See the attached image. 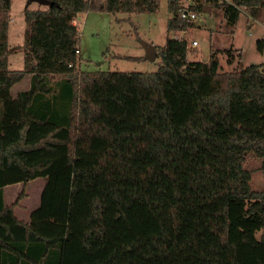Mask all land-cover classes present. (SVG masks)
Segmentation results:
<instances>
[{
	"label": "trees",
	"instance_id": "1",
	"mask_svg": "<svg viewBox=\"0 0 264 264\" xmlns=\"http://www.w3.org/2000/svg\"><path fill=\"white\" fill-rule=\"evenodd\" d=\"M50 1L24 10V43L10 49L0 0V264H264V190L244 166L252 154L264 172V61L223 72L214 52L188 59L194 26L178 18L183 0H167V32L182 36L155 47L156 71H78L75 18L155 13L160 0ZM262 6L215 2L230 28ZM19 48L23 69L10 70ZM37 177L24 223V192L5 206L3 188Z\"/></svg>",
	"mask_w": 264,
	"mask_h": 264
},
{
	"label": "rangeland",
	"instance_id": "2",
	"mask_svg": "<svg viewBox=\"0 0 264 264\" xmlns=\"http://www.w3.org/2000/svg\"><path fill=\"white\" fill-rule=\"evenodd\" d=\"M229 1V0H226ZM216 0H202L201 20L193 24L189 31V42L196 40V49L188 48V59L207 60L211 52L216 53L219 69L233 71L236 66L245 67L264 61V52L257 49V41L264 40V6L257 18L249 15L245 8H240L237 24L230 28L223 20L222 10L215 7ZM17 20L22 21L20 13L14 12ZM79 18H81L79 20ZM170 14L167 0H160L155 13H107L90 11L82 13L73 20L79 28L78 71H120L154 72L160 59L151 61L146 58L144 45L163 46L167 37L177 36L176 32H167ZM232 30L234 32H232ZM191 32V33H190ZM179 36L181 35L178 34ZM234 49L235 56L241 58L228 63L225 50ZM241 49V50H237ZM218 52H215L217 51ZM221 50V51H220ZM220 51V52H219ZM20 54V53H18ZM21 55V54H20ZM17 60V55L14 56ZM12 69H21V57ZM138 58L140 60H138ZM12 57H10V60ZM12 61V60H11ZM19 63V65H17ZM26 77L14 85L16 89L26 83ZM260 159L250 154L244 166L252 171L250 187L252 190H264V172L259 170ZM20 191V189L18 190Z\"/></svg>",
	"mask_w": 264,
	"mask_h": 264
},
{
	"label": "crops",
	"instance_id": "3",
	"mask_svg": "<svg viewBox=\"0 0 264 264\" xmlns=\"http://www.w3.org/2000/svg\"><path fill=\"white\" fill-rule=\"evenodd\" d=\"M25 9L45 10L47 9V6L40 5L36 2L27 3V0H10L9 25H8V45L10 49L13 47H22L24 43V32L26 28V24L24 21V10ZM14 12L20 13V16L22 17V21L17 20V18L13 15ZM80 19L81 18H79V20ZM232 32L234 31L232 30ZM234 48L236 47H231L233 51L236 50ZM237 50H241V49H237ZM18 53H20L21 55ZM15 55H17V60L14 57ZM18 56H20L22 59V61L20 62V65H22V68L18 70L23 69L24 53L22 49L19 48L12 52L10 51V54L8 55V68L10 70H16V69H12L14 67L12 65H15L14 63L18 61L19 59ZM10 57H12L11 59L12 61L10 60ZM17 65H19V63H17ZM25 77L27 80L26 83L22 87L16 89L14 93H11L13 98L19 92L25 91L29 88L30 76L26 75ZM13 88L14 86L11 88V91H13ZM45 183H46V177H37L26 183L18 182L15 184L6 185L3 188L4 205L5 206L11 205L17 199L18 195L21 192H24V197L21 200H19L18 205L14 207V215L18 218V220L24 223H29L31 211L34 210L37 206H39L40 195H41V192H42V189ZM19 189L20 191H18Z\"/></svg>",
	"mask_w": 264,
	"mask_h": 264
},
{
	"label": "built area",
	"instance_id": "4",
	"mask_svg": "<svg viewBox=\"0 0 264 264\" xmlns=\"http://www.w3.org/2000/svg\"><path fill=\"white\" fill-rule=\"evenodd\" d=\"M200 3L197 2L196 0H183L182 1V8H180V10L178 11V18L185 22L186 24H194L198 21L201 20L200 15L201 12L200 11H196L193 10L194 7L198 6ZM177 36H175V38L181 37L182 36V32L178 31L176 32ZM181 35L179 36L178 34ZM198 46V42L195 40H192L191 42H189V47L194 48ZM78 52V51H76Z\"/></svg>",
	"mask_w": 264,
	"mask_h": 264
},
{
	"label": "water",
	"instance_id": "5",
	"mask_svg": "<svg viewBox=\"0 0 264 264\" xmlns=\"http://www.w3.org/2000/svg\"><path fill=\"white\" fill-rule=\"evenodd\" d=\"M31 2H36L40 5H45V6H51L52 2L50 0H27V3ZM145 48V53H146V58L150 59L153 61L156 58V49L152 45H144Z\"/></svg>",
	"mask_w": 264,
	"mask_h": 264
}]
</instances>
